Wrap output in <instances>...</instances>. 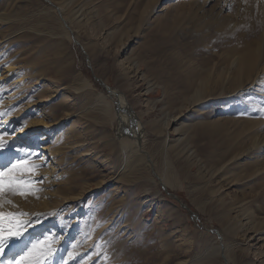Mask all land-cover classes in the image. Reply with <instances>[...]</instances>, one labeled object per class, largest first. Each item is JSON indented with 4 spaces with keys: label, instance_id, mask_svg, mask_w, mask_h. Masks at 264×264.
I'll return each mask as SVG.
<instances>
[{
    "label": "rangeland",
    "instance_id": "obj_1",
    "mask_svg": "<svg viewBox=\"0 0 264 264\" xmlns=\"http://www.w3.org/2000/svg\"><path fill=\"white\" fill-rule=\"evenodd\" d=\"M191 1L53 0L64 4L72 32L60 11L46 0H0V14L10 17L9 22L0 21V77L4 65L11 63L28 77V91L44 84L40 96L22 105L23 112L29 108L26 104L37 108L32 106L36 99H52L56 89L67 87L64 95L38 108L41 117L61 126L56 134L65 148L61 164L66 197H83L77 208L64 215L65 223L76 221L85 238L81 249L90 264H181L198 255L202 259L197 264H223L214 255L202 256L204 242L215 240L211 230L224 231L223 206L235 204L242 212L259 213L263 180L245 182L248 165L254 162L237 160L239 153L227 130L229 122L236 129V115L250 110L257 95L223 99L221 94L234 87L228 70L233 53L241 45L254 46L264 39V0H232L228 12L234 24L208 19L209 15L197 13ZM165 7L168 10L162 11ZM9 35L11 40L5 42ZM88 83L86 90L75 94L74 87ZM105 87L117 90L143 122L145 147L153 153L156 166L168 163L173 174L171 194L145 175H140L142 179L128 176L115 187L107 182L121 159L116 106ZM101 93L113 105L109 117L103 121L91 115L69 118ZM54 100L58 102L53 104ZM193 101L202 102L193 107ZM174 119L182 127L172 134ZM214 171L223 175L224 183L241 184L219 202L209 197L217 186L215 178L208 177ZM34 178H28L34 183L27 188L44 191L41 178ZM56 188L52 185L51 190ZM8 195L19 202L26 196L10 189ZM60 199L57 195L55 204ZM195 211L200 219L196 222ZM231 257L232 264L257 261L239 250L232 251Z\"/></svg>",
    "mask_w": 264,
    "mask_h": 264
},
{
    "label": "bare ground",
    "instance_id": "obj_2",
    "mask_svg": "<svg viewBox=\"0 0 264 264\" xmlns=\"http://www.w3.org/2000/svg\"><path fill=\"white\" fill-rule=\"evenodd\" d=\"M46 1L56 12L60 11L63 23H66L67 27L73 32L70 20L63 11L64 4L57 5L53 0ZM191 2V6L196 9L197 13L205 16L209 15L208 19H221V21L223 19L226 23L229 22L230 24L231 22V24H234L231 20V14L228 12V5L232 0H192ZM167 10V7L162 9V11ZM9 19L8 15L0 14V21L9 22ZM10 40L11 36L9 35L5 42ZM19 70L11 63H8L4 65L0 77V137H2L5 144V147L0 149V171H6L13 164H19L23 161L24 170L15 171L11 178L21 182L27 181L30 177L35 179V175L39 176L44 184V191L26 194L25 197L23 196L24 200L20 202L15 199L10 200L11 196H6L8 187H5L4 191L0 193V203H2L0 212L25 214L21 217L25 222L22 236L19 240L11 239L8 241L5 254L3 258H0V264H7L9 260L18 259L21 255L27 253L33 243L36 241L44 242L45 238L48 241H52V255L42 259L41 264H90L87 252L81 249L85 238L83 236L84 239H82L76 221L69 225L65 223L66 218L64 215H67L68 211L77 208L78 204H80L79 200H82L83 197L82 194L77 199L66 197L68 188L63 186L64 183L62 181L64 180L65 182V179L62 176L65 170L61 164L64 161L62 152L65 148L58 141L59 132L56 134L61 129V126L54 125L55 122L52 120L48 121L44 116L41 117L38 108V106H42L43 102H49L58 95H64L63 92L67 91V87L56 89L52 99H43V101L36 99L32 106L37 108L32 109L31 103L26 104L29 108L23 112L22 105H25L27 100L40 96V92H43L42 87H44V84L28 91L25 89L26 78L28 77L20 73ZM228 70L234 76V87L227 89L221 94L223 99H229L235 94L257 95L251 104L252 108L250 110L246 109L244 112L242 111L241 115H236L234 119L236 129H233L231 127L232 122H229L230 126L227 130L235 153H239L237 160L241 161L243 159L245 161L249 159L250 162H254L248 165L250 167L247 169L246 174L248 176L244 179L245 182L251 185L258 178L263 180L260 190V192H263L262 201L259 204V213L256 216L253 213L242 212V207L235 204L228 205L227 203L224 205L220 212V220L226 234L220 229H212L215 240H212V243L204 242L205 246L202 256L205 259L214 255L216 260L221 261L223 264H232L231 252L239 250L242 254L249 252L257 259V261L247 259L245 264H264V39L261 42H257L254 46H239L230 58ZM87 85L91 84L74 87L75 94L79 95L86 90ZM110 93L116 106L114 117L118 120V129L115 135L120 142L119 157L121 161L118 168L113 171L114 174L111 179L107 180V182H110L115 187L119 182H125L128 176L142 179L140 175H145L146 179L159 183L165 192L174 191L173 174L167 166L168 163L162 162L160 166H156L153 153L145 147L146 127H144L143 122L129 110L131 109L129 108L130 106L126 107L117 90L112 89ZM211 99L209 97L208 100L210 101ZM57 102L58 100H54L53 104ZM201 102L193 101V107L199 106ZM260 102H262V107L258 106ZM81 106V110L77 114H68L72 115L69 118L91 115V118L95 121H103L111 115L113 110V105L108 101V97L102 93L91 101H86ZM254 115L257 117H254ZM173 121L175 128L173 132H170L172 134L177 133L178 129L182 127V124L175 125L177 119ZM62 122L64 126L66 122ZM174 135L177 136V134ZM67 138L68 135L61 141ZM75 144H79V142ZM17 149H23L24 151L18 152ZM76 155L78 154L76 153ZM253 164H257L254 167L255 169ZM227 166H229V163L226 164ZM208 177L210 179L215 178L214 181L217 183V186L210 191V200L218 202L241 185L234 180L224 183L222 181L223 175H219V172L215 171ZM18 184L20 183L15 185ZM32 185L34 186L35 184ZM52 185L57 188L51 190ZM255 188L253 187L252 190L257 192ZM57 195L61 196L62 199L58 200L60 203L55 204L54 199ZM174 197L179 200L176 196ZM5 201L10 202V204L5 203ZM243 201L239 203H243ZM74 202L77 203L73 204ZM55 205L61 206L56 207ZM183 205L187 207L186 210L188 212H191L187 204L183 203ZM193 216V218H196L195 222L200 220L198 218L199 213L196 212ZM163 222L164 226H166V222ZM76 233L77 237L74 240ZM200 258L198 255L197 258L182 261L181 264H197L200 262Z\"/></svg>",
    "mask_w": 264,
    "mask_h": 264
},
{
    "label": "snow or ice",
    "instance_id": "obj_3",
    "mask_svg": "<svg viewBox=\"0 0 264 264\" xmlns=\"http://www.w3.org/2000/svg\"><path fill=\"white\" fill-rule=\"evenodd\" d=\"M5 144L2 137H0V149H3ZM18 152H23V149H17ZM17 170H24L23 161L19 164H13L11 168L6 171H0V193H2L5 187H8L11 191L17 194L25 195L31 192L40 191L39 189L27 188V185L34 183L32 181L17 182L13 180L12 174ZM30 170V169H29ZM17 183L25 185L24 189L13 187ZM2 207V203H0ZM24 213L13 214L0 212V258H3L5 249L8 246V241L11 239L19 240L22 236V230L25 226V222L21 217ZM52 241H48L45 238L44 242L36 241L32 244L31 248L27 250V253L21 255L18 259L9 260L7 264H41V260L52 255L51 248Z\"/></svg>",
    "mask_w": 264,
    "mask_h": 264
},
{
    "label": "water",
    "instance_id": "obj_4",
    "mask_svg": "<svg viewBox=\"0 0 264 264\" xmlns=\"http://www.w3.org/2000/svg\"><path fill=\"white\" fill-rule=\"evenodd\" d=\"M98 80V79H97ZM107 90H109L107 87H105ZM183 208L187 209L185 205H182ZM194 219V218H193Z\"/></svg>",
    "mask_w": 264,
    "mask_h": 264
}]
</instances>
